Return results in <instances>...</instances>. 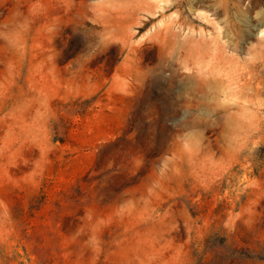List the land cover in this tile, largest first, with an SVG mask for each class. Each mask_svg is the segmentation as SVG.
<instances>
[{"label": "rangeland", "instance_id": "1", "mask_svg": "<svg viewBox=\"0 0 264 264\" xmlns=\"http://www.w3.org/2000/svg\"><path fill=\"white\" fill-rule=\"evenodd\" d=\"M0 264H264V0H0Z\"/></svg>", "mask_w": 264, "mask_h": 264}, {"label": "bare ground", "instance_id": "2", "mask_svg": "<svg viewBox=\"0 0 264 264\" xmlns=\"http://www.w3.org/2000/svg\"><path fill=\"white\" fill-rule=\"evenodd\" d=\"M245 4V3H244ZM250 4H252V3H250ZM255 5V4H254ZM242 6H244L243 4H242ZM245 7V6H244ZM239 10V9H238ZM243 10V9H242ZM249 11V10H248ZM244 17V16H243ZM238 26V25H237Z\"/></svg>", "mask_w": 264, "mask_h": 264}]
</instances>
